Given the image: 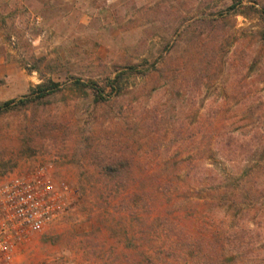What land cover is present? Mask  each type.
<instances>
[{
  "label": "rangeland",
  "instance_id": "1",
  "mask_svg": "<svg viewBox=\"0 0 264 264\" xmlns=\"http://www.w3.org/2000/svg\"><path fill=\"white\" fill-rule=\"evenodd\" d=\"M137 64L118 96L71 85ZM47 79L0 114V176L50 165L78 196L17 264H264V177L228 194L264 164V0H0V103ZM213 134L262 144L186 182ZM114 150L130 171L110 177Z\"/></svg>",
  "mask_w": 264,
  "mask_h": 264
},
{
  "label": "built area",
  "instance_id": "2",
  "mask_svg": "<svg viewBox=\"0 0 264 264\" xmlns=\"http://www.w3.org/2000/svg\"><path fill=\"white\" fill-rule=\"evenodd\" d=\"M50 165L0 176V264H17V252L32 234L60 221L77 199L66 180L54 179Z\"/></svg>",
  "mask_w": 264,
  "mask_h": 264
},
{
  "label": "trees",
  "instance_id": "3",
  "mask_svg": "<svg viewBox=\"0 0 264 264\" xmlns=\"http://www.w3.org/2000/svg\"><path fill=\"white\" fill-rule=\"evenodd\" d=\"M137 65L129 66L128 69H123L117 71L113 77L107 78L102 85L98 84L94 80H89L86 83L81 82L80 79H74L71 82L72 86L76 89H89L92 92L95 101H99L103 98V93L108 92L110 95H120L122 91V79L127 74L141 73V69H137ZM59 88V83L51 79H47L31 87L27 95L22 96L18 100L9 99L0 103V114L7 112L14 107L30 103L32 101H39L46 95L55 92ZM254 138L245 139L244 137L240 139L232 138L231 136H220L219 134L206 135L199 137V151H198V163L197 167L193 166L186 169V175L188 180L190 179L193 183H197L199 180L218 182L220 175V164L227 162L234 164L238 160H246L251 152H245L242 148L244 147H257L262 141H254ZM202 147V149L200 148ZM264 157V153L261 154ZM102 164L101 168L103 172L110 177H116L121 174V171H130V164L123 159L118 157L116 151H110L107 153V160ZM251 161V160H250ZM257 162L258 168L255 172H248L246 175L244 173H237V175H232L234 182L237 184L231 193H228L232 198L235 197H245L246 195L254 196L258 193L259 188H261V178L264 177V164L261 161ZM236 166V165H235ZM236 190H239L236 193ZM255 200L259 201V196L255 197Z\"/></svg>",
  "mask_w": 264,
  "mask_h": 264
}]
</instances>
